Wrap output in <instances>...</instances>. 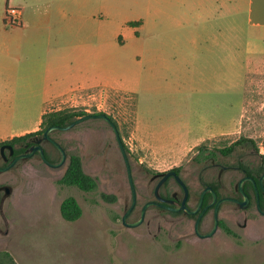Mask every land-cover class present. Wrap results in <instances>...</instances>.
<instances>
[{
    "label": "rangeland",
    "instance_id": "rangeland-1",
    "mask_svg": "<svg viewBox=\"0 0 264 264\" xmlns=\"http://www.w3.org/2000/svg\"><path fill=\"white\" fill-rule=\"evenodd\" d=\"M239 22L240 28L224 47V106L219 109L218 121L226 128L237 114L239 93L234 86L247 61L253 62V52L259 50L256 33L246 28L243 14ZM139 49L142 47L136 41L129 40L118 55L137 53ZM119 60L116 57L114 62ZM257 62L244 76L241 119L233 127V133L190 143V150L180 156L156 153L139 140L137 94L95 91L75 97L68 104L51 106L47 113L68 111L80 117L105 114L115 124L129 159L137 200L128 223L136 221L141 207L152 199V189L159 180L154 177L169 171H177L196 195L201 191V184H213L223 196L236 198L237 183L243 173L233 167L261 166L264 170V54ZM114 70L117 71L115 67ZM128 70H134L132 65H128ZM162 110L170 115L173 128L184 125L177 118L180 113L186 116L185 126L192 122L196 111L216 116V111L208 113L198 105H181L179 100L172 99L164 102ZM80 117L74 116L73 120ZM39 126L35 131L41 130ZM50 136L67 155L61 168H49L34 156L19 162L7 174L12 181L8 186L13 190L1 208L0 264H16L10 253L23 259L25 264H49L76 254L83 256L84 251L87 260L96 264H264V215L255 206L240 208L231 202L222 203L218 217L229 232L220 227L210 238L196 237L194 220L185 214H172L154 207L146 211L141 225L125 227L121 217L131 204V192L110 125L102 119H89L67 131H54ZM248 140L254 148L240 150L237 145L233 154L220 156L227 147ZM171 141L168 142L176 144ZM49 153L52 160H59L55 150L49 149ZM72 154L79 157L83 172L96 180L93 191L83 192L60 184ZM224 166L232 168L220 174ZM164 188L178 189L172 178ZM67 197H73L82 210L80 219L74 223L64 221L60 215V204ZM207 230L204 228V233Z\"/></svg>",
    "mask_w": 264,
    "mask_h": 264
},
{
    "label": "crops",
    "instance_id": "crops-1",
    "mask_svg": "<svg viewBox=\"0 0 264 264\" xmlns=\"http://www.w3.org/2000/svg\"><path fill=\"white\" fill-rule=\"evenodd\" d=\"M10 11L19 23H10ZM242 14L259 50L234 86L237 114L226 128L218 121L224 47ZM129 40L142 49L118 55ZM257 52L264 54V0H0V141L35 131L51 106L95 91H118L139 96V140L156 153L180 156L190 143L233 133L241 119L244 76L257 65ZM171 99L216 116L196 111L185 126L180 113L184 125L173 128L162 110ZM49 264L96 263L84 251Z\"/></svg>",
    "mask_w": 264,
    "mask_h": 264
},
{
    "label": "flooded vegetation",
    "instance_id": "flooded-vegetation-1",
    "mask_svg": "<svg viewBox=\"0 0 264 264\" xmlns=\"http://www.w3.org/2000/svg\"><path fill=\"white\" fill-rule=\"evenodd\" d=\"M50 134H49V137L52 140H54L50 136ZM37 145H39L42 149L44 148L48 153H49V149H53L59 154L60 157H59L58 161L52 162V161L47 159L48 161H50L52 163H58L60 161V159H61L60 152L49 141H47V140H45L43 138V134L40 137H36L34 139H31L30 141H27L25 143H19L18 144V143H9V141H5L3 144L0 145V220H1V217H2L1 208H2V206L4 204V201L12 193V190H13L11 187L8 186L9 183H11L12 181L9 180V177L7 176V174L19 162H21L23 160H26V159L16 160L14 162V164L6 171H2V169H4L7 166H9L15 159L19 158L20 156H24V155L29 154L31 152V149L33 147L37 146ZM237 145L240 146V150H245L249 146L254 148V146H253V144H251L250 140L246 141L243 144H235L234 143L233 145L227 147L224 151L222 150L221 153H220V156H225L224 154H228V155L233 154L235 152V147H237ZM49 155H50V153H49ZM34 156H37L41 160L38 152H35L30 158H32ZM30 158H28V159H30ZM50 158H51V156H50ZM69 159H70V156L68 157V162H69ZM66 161H67V155H66ZM66 161H65V163H66ZM67 166H68V163H67ZM67 166H66V169H67ZM230 168H232V167L224 166V167H222L220 169L219 173L221 174L223 171H226V170H228ZM233 168L236 169V170H241V172L243 173V177L242 178L248 177V178L252 179L254 181V183H255L256 188L253 186V184H252V182L250 180L245 181V183L243 184V187H244V185L246 183H250L252 185V189L249 186L247 187V194L244 192L247 195V197H248V203H247L246 207H250L251 205H253V206H255V208L257 210V201H258L260 209L264 210V191L261 189L260 184H259L260 179L264 176V170L261 168V166H259L257 168L245 169V168H241L240 165H237V166H235ZM175 173L177 174V172H175ZM247 173H249L250 176L246 175ZM64 174H65V172H64ZM156 178H159V180H158L157 184L154 186V188L152 189V194H151L152 195V199L147 201V202H145V204L148 203V202H156V203H159L160 205H164V206H167V207H170V208H178V207H180L181 204H182V201L184 199L185 192L182 189V187L175 181L174 177L170 176L167 180H165V182H163L161 184V186L158 189V196H160L163 199V201L157 200L156 196H155L156 186L158 185V183H159L160 179L162 178V176L157 175V176L154 177V179H156ZM170 178H172L174 180V183L178 187V189L167 190L166 188H164L165 187V183ZM255 179H256L257 182L255 181ZM238 183H237V185H238ZM262 185H263V188H264V179L262 181ZM186 188H187V199H186L185 205H186L187 209L190 210V211H195L196 210L195 214L188 215L183 210H181L180 212H177V213H173V212H170L169 210H167L165 208H162V207H159V206H152V207L167 211L168 213H172V214H180V213L181 214H185L187 217L193 219L194 220L193 233L195 234L196 237H198V236L196 235V233L194 231V226H195V223H196V220L198 219V217H200L199 224H198V231H199L200 235H206L209 232H211V230L213 229L214 217H215L214 207H215V204L219 200L230 199V200L225 201L223 203L231 202V203H234V204H236L238 206H239V202H241L243 200L242 195L238 191V188H237V191H236V194H237L238 197H236V198L235 197L223 196L221 194V192H220V188H218V186L213 185V184H209V185L201 184V191L199 192L198 195L194 194L191 191V189H188L187 186H186ZM203 193H204L203 199H202V202L200 204L201 195ZM213 194L216 195V201H215V203L213 205H211L212 202H213ZM136 203H137V200H136ZM261 203H262L263 207H261ZM199 204H200V206H199ZM220 206H221V204H220ZM220 206L218 208V213H219ZM135 207H136V204H135L134 208L132 209V211L130 212V214L128 215V217L134 211ZM141 210H142V207H141ZM141 210L139 212V217H140V214H141ZM123 215H122V217H123ZM122 217H121V223H122ZM128 217H127V219H128ZM220 223L221 222H220L219 217H218V229H220V227H221ZM245 226H246V222H244V227ZM204 228L208 229L205 233L203 231ZM201 239H203V238H201Z\"/></svg>",
    "mask_w": 264,
    "mask_h": 264
},
{
    "label": "water",
    "instance_id": "water-1",
    "mask_svg": "<svg viewBox=\"0 0 264 264\" xmlns=\"http://www.w3.org/2000/svg\"><path fill=\"white\" fill-rule=\"evenodd\" d=\"M89 119H102V120H104L105 122H107L110 125V127L112 128V130L114 132V135H115V138H116V142H117V145H118V148H119V151H120V154H121L124 166H125L127 180H128V184H129V188H130V192H131V204H130V207L127 209V211L125 212V214L122 217V225L123 226L128 227V228H134V227H137V226L141 225L143 223V221H144V217H145L146 211L152 206H159V207L165 208V209H167V210H169L170 212H173V213L180 212L181 210L185 211V213L188 214V215H193V214L196 213V210L195 211H190V210L187 209V207L185 205V202H186V199H187V188H186L184 182L175 173V171H169V172L164 173V175H162L163 176L162 179L160 180V182L156 186V189H155L156 199L160 200V201H163V199L160 196H158V189L161 186V184L167 178H169L170 176H173L175 181L182 187V189L185 192V196H184V199L182 201L181 206L178 207V208H170V207H167V206H164V205H160L159 203H156V202H148V203L143 205L140 217L136 221H134L132 223H128L127 222V217H128V215L130 214V212L132 211V209L134 208V206L136 204V193H135L134 182H133V178H132V174H131V167H130L129 159H128L127 154L125 152V148H124L123 143H122V141L120 139L118 130H117L115 124L105 114L85 115L83 117H80V118L72 121L71 123H69V124H67V125H65L63 127L53 126V127L47 128L44 131L43 138L45 140L49 141L60 152L61 159H60V161L58 163H52V162L48 161L46 159L45 155H44L43 149L39 145H37V146H35V147H33L31 149V152L29 154L24 155V156H20L19 158L15 159L9 166H7L6 168L2 169V171L8 170L14 164V162L16 160L30 158L35 152H38L42 162L47 167L52 168V169L61 168L64 165L65 161H66V154H65L64 150L62 149V147L49 137V134L51 132H53V131H67V130L73 128L74 126H76L77 124H79L81 122H84L86 120H89ZM263 179H264V176L260 179L259 184H260L261 189L264 191V188H263V185H262ZM247 180H250L252 182L253 186L256 188L254 181L252 179L248 178V177H244V178H242L239 181V183L237 185V188H238V191L240 192V194L242 195V198H243V200L241 202H239L240 208H245L247 206V203H248V197L243 191V184ZM203 195H204V193L201 195L200 204L202 202ZM228 200H230V199H222V200H219L215 204V207H214V214H215L214 226H213V229L211 230V232H209L208 234L200 235V233L198 231V224H199L200 217H198V219L196 220L195 226H194V231H195L196 235L199 238H210L211 236H213L216 233V231L218 230V208H219L220 204H222L223 202L228 201ZM215 201H216V195L213 194V202H212L211 205H213L215 203ZM200 204H199V206H200ZM257 211L261 215H264V210L260 209L258 201H257Z\"/></svg>",
    "mask_w": 264,
    "mask_h": 264
},
{
    "label": "trees",
    "instance_id": "trees-1",
    "mask_svg": "<svg viewBox=\"0 0 264 264\" xmlns=\"http://www.w3.org/2000/svg\"><path fill=\"white\" fill-rule=\"evenodd\" d=\"M136 24L137 23H130V25L132 26H135ZM74 116L80 117L81 115H79L78 113H71L68 111H55V112L46 113L42 116V122L39 126L41 130L30 132L23 136L14 137L11 140H9V143L19 144L30 141L31 139L41 136L43 132L49 127H53V126L63 127L71 123L72 121H74L73 120ZM3 143L4 142L0 143V145ZM199 150H201L200 147ZM43 151L46 159L55 162L51 160L49 153L44 148ZM246 175L250 176L249 173H247ZM60 184L68 187L69 186L76 187L83 192H91L96 188V180L86 175L83 172L80 159L75 154L70 155L67 169L65 171L64 176L60 180ZM248 186L252 189V185L250 183H246L243 187V190L246 194H247ZM261 207H263L262 203H261ZM59 210L62 219L66 222H76L80 219L82 215V210L79 204L77 203V201L73 197L65 198L61 202ZM220 226L223 229H225L226 232H229V230L222 223H220Z\"/></svg>",
    "mask_w": 264,
    "mask_h": 264
},
{
    "label": "built area",
    "instance_id": "built-area-1",
    "mask_svg": "<svg viewBox=\"0 0 264 264\" xmlns=\"http://www.w3.org/2000/svg\"><path fill=\"white\" fill-rule=\"evenodd\" d=\"M9 15L11 16L10 23L12 24L19 23V17L18 14H16V11H10Z\"/></svg>",
    "mask_w": 264,
    "mask_h": 264
}]
</instances>
